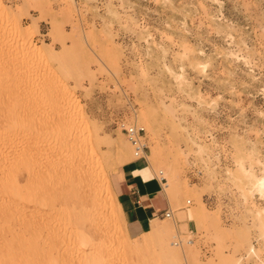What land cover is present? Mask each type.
<instances>
[{
    "label": "rangeland",
    "instance_id": "rangeland-1",
    "mask_svg": "<svg viewBox=\"0 0 264 264\" xmlns=\"http://www.w3.org/2000/svg\"><path fill=\"white\" fill-rule=\"evenodd\" d=\"M0 14V71L22 91L18 111L26 114L21 125L0 124L3 152H31L33 169L55 168L58 178L77 165L73 187L85 154L97 156L106 181L97 191L113 206L104 203L113 216L103 264H264V192L254 186L264 172V0H0ZM135 121L144 128L152 175L163 179V171L171 188L165 197L173 219H158L171 232L144 246L145 235L124 232L114 204L121 169L135 159L117 123ZM47 184L40 194L58 191ZM72 191L73 221L57 216L56 224V214L35 203L40 194L27 206L41 208L32 218L54 221L50 229L73 247V230L92 240L99 231ZM210 195L215 207L204 203ZM187 218L195 221L192 233ZM176 238L186 262L162 254ZM72 253L75 260L90 254Z\"/></svg>",
    "mask_w": 264,
    "mask_h": 264
},
{
    "label": "bare ground",
    "instance_id": "bare-ground-1",
    "mask_svg": "<svg viewBox=\"0 0 264 264\" xmlns=\"http://www.w3.org/2000/svg\"><path fill=\"white\" fill-rule=\"evenodd\" d=\"M1 14H3V13H1ZM1 14H0V16H2ZM4 16H5V14L3 15V17ZM27 43H26V45H28V47L26 46V48H28L27 51L30 50L32 52V54L36 55L37 57L41 56V55H39L40 52L38 49L33 48V45L31 46L29 42H27ZM36 56H34V57H36ZM4 71L3 72L0 71V80L1 81L7 80V83H9L10 77H8V73L6 71L5 72ZM7 83H5V84L7 85ZM10 87H11V84L6 86L5 87L6 89L4 90L5 91L4 95L0 96V101L2 100L1 98H4L3 100H5V102H6L5 104L7 105L6 106L5 104H1V102H0V106H3L1 108V110L3 108L5 110V112H2V114H4V115L1 114V116H0V124L1 123L7 124V125H5L4 129L8 126L16 125L18 123H20V125H21V123H23L22 119L26 118L25 112L23 113L21 111L22 108H20L21 106H19L23 100V98L21 97L22 91H20L16 87L11 89L13 87V85L11 88ZM14 97H18V100H17L18 102L12 100V99H14ZM15 99H17V98H15ZM13 102L18 107L13 106L14 109H11L10 106L14 105ZM19 102H20V104H19ZM73 106H74V104H73ZM6 107H8L7 110L5 109ZM18 108H20L21 110L18 111ZM4 110H2V111H4ZM13 116H18V118L21 119V122H17V119H12ZM132 124L133 125L136 124V121ZM0 126H2V125H0ZM1 129H2V127H1ZM3 131H5V130H3ZM5 138H6L5 136L3 137L2 135H0V264H103V261L105 260V259L103 260V257H104L103 253L107 249V248L106 249L103 248V246L106 243L105 242L106 240L104 239V235L106 236V233L108 232L107 229L109 227L107 228V226H108L107 222H108V219H110L109 215L112 214V216H113V213L111 212L112 210H109V209L108 210H109V212H111V214L106 211L107 209H105V208H107V207H105V205H104V203L106 202L105 197H103L104 198L103 199L101 196V194H102L101 191L100 190H99L100 192L97 191V186L100 183H103V181H105V178H104L105 174L103 172L104 177H103V175H101L102 174V168H101V165L99 164V162L96 160L97 156H94L91 153V151L88 152L89 155L85 154V156H87V158L84 155H82L86 158V160L83 161L84 166H83L82 173L79 175L77 180L75 179L74 182L76 184L73 187V178L72 177H73L74 172L77 169V167H76L77 165H73L69 160V163L73 165V166L71 165L73 168L69 165V168L72 169L71 171L69 169V171L71 172L70 175L72 174V176L67 175V174H69L67 172H66L67 174L65 175V171L63 172L64 169L58 168V169H61L63 172L62 173V172H60V170H58V174L60 175V173H62V175L63 174L65 175L64 177H62V175H60L62 178V181H60L61 178H58V176L56 175L57 172H55V174H53V172L55 171L54 170L55 168H53L52 171H49V172H52L50 174H47L48 171H46V170H45V172H42L44 169H48V168H44L43 170L41 168H40L41 170L36 169V168L33 169L32 167L34 165H36V163H37L36 161L38 159L36 160V158L33 157L34 155L30 154L31 152H28V151L27 152H21L20 154H17V155L14 154L13 152H12L13 153L12 155H11V153L7 152V154H6L5 152H3L4 151L3 149H5V148L2 146H3V143H5ZM65 142H66V140H65ZM8 154H10V157ZM70 155H71V152H70ZM72 155H73V153H72ZM74 155H75V153H74ZM74 155H73V158H70V159L72 160V162L75 163L76 157H74ZM12 156H13V158L10 159ZM149 156H152V155H149ZM146 157H147V161H149L147 155H146ZM67 160L68 159H66V161ZM80 160H79V158H77V161H80ZM34 162H36V163L34 164ZM66 166H68V165H66ZM52 167H53V165H52ZM52 167H50V168H52ZM80 169H77V171L78 170L81 171ZM56 170H57V168H56ZM65 170H66V168H65ZM66 171H68V167H67ZM72 171H73V173H72ZM77 171L75 172V174L80 173L79 171L78 172ZM159 174L165 180V182L162 181L163 182L162 187H163V191H164L165 195L167 196L169 194V192L171 191L170 190L171 189L170 184L167 181V178H166L167 176H165L163 174V171L160 170ZM101 178H104V180H102ZM57 179H59V180H57ZM163 179H160V180H163ZM50 181H52L51 182L52 184L49 183ZM59 181L61 183L63 182L62 185H60V186L58 185V183L60 184ZM47 182H48V184H47ZM21 183H23V185L25 184V186H20V185H22ZM44 183H46L47 185H49V184L53 185V186L56 185V189L58 188L57 189L58 191L54 190L55 186L54 187L52 186L53 188L50 186V188H52V190L55 191L54 193H52V190H51V191H49V192H51V194L46 193L48 195L45 196V193L42 192L45 188L44 189L42 188L43 190L42 191L40 190L42 194H40L38 192V190L41 189L40 187L42 184L44 185ZM43 185H42V187H43ZM105 185H104V196L106 194L105 192L108 189V188L105 189L107 187ZM63 186L66 187V189ZM254 186L258 187L260 190H262L264 192V172H263L261 177L256 179ZM45 187H46V185H45ZM59 187L64 188L65 191L67 189L68 190L71 189L72 193H73V191H72L73 188H75L76 191H79L81 196L78 195V198L83 199L84 202L87 204V207L84 208L83 210L88 217V220L91 224V227H93L99 231V233L97 234V237H96L98 239H95V240L88 239L87 235L78 234L75 232V230H73V234L70 233L73 237L71 235H69V240L71 237L73 238V239L71 238V240L73 241L71 243V244H73V247H72L70 245V243H68V241L65 240V237H66V239H68L67 236H65V234H64L65 237L63 236V238H62L60 236L61 232L58 233L59 230L55 231V230L50 229L52 223L54 222L52 219L51 220L53 222L50 220L52 222V223H50L51 224L50 225L48 223L42 224L41 221L39 222L38 220H36V218L35 219H34V217L32 218L30 211L33 212V210H34V212H33V214H34L35 210L39 212V211H41L40 210L41 208L37 209L36 207L32 206L33 210L30 209V211H29L28 210L29 207L27 206V202L28 203L35 202L33 200H35V198H38V195L40 194L39 195L40 200L38 202H35V203L38 204L42 208L44 207L45 208V209L43 208L44 211H49V212L53 211L56 214V218L55 219L53 218L55 220L56 224H57V220H58L57 216H59V218L61 220L58 222H62V218H63V221H65V219L67 218L66 222L69 220L73 221V194L70 191H67V193L70 192L69 195L71 194L70 198H69L70 200H71V196H72V201L69 200L70 202H68V201H66L67 198L65 199L67 194H65V192H64L65 195L62 196L61 193L63 194V189L61 190V189H59ZM108 194L110 195L111 193H108ZM67 197H69V196H67ZM106 200H108V199H106ZM61 201L64 204L61 205L59 203ZM109 201L111 202L110 196H109ZM57 203L60 204L59 206L62 207L61 208L62 210H59L60 209L59 206H58L59 209H57L58 208V207H56L58 205ZM107 203H109V202L107 201ZM107 203H105V204H107ZM32 204H34V203H32ZM111 204H110V206L108 205L110 209L113 208V206H111ZM114 204L116 207L115 210H117L118 213L122 214L120 206L118 205L116 200L114 201ZM43 209H42V211H43ZM42 214H43V212H42ZM53 217H54V214H53ZM171 219H173V218H171ZM115 220H116V218L114 219V221ZM104 223H106V224L104 225ZM58 224H60V223H58ZM53 225L55 226V224H53ZM112 225H114V224H112ZM59 228H61V227H58V229ZM52 229H54V228L52 227ZM56 229H57V227H56ZM170 232H171V228L169 226L162 223L158 219H154L153 221H151V227H150L149 232L144 234L145 238L142 239L141 245H143V246L149 245L154 240L162 241V239L166 238ZM180 239L177 240V238H176V241H174L173 243L169 242L168 244L166 243L165 246H163V248L161 247L162 254L165 255L166 257L171 256V258L178 259L180 262L181 261L186 262V256H185L186 253H184V248H183L184 242H181ZM91 242H92V244H90ZM69 245L71 247H69ZM107 245H108V243H107ZM107 245H105V247ZM89 248H92V249H89ZM103 249H105V250H103ZM83 250H85V251H83ZM73 251H80V252H84L87 254L90 253V254L87 257L81 258L79 260H75V257L73 256V253H72ZM91 252H92V254H91ZM162 256H161V258H162ZM221 264H233V263H231L229 260L223 259Z\"/></svg>",
    "mask_w": 264,
    "mask_h": 264
},
{
    "label": "crops",
    "instance_id": "crops-1",
    "mask_svg": "<svg viewBox=\"0 0 264 264\" xmlns=\"http://www.w3.org/2000/svg\"><path fill=\"white\" fill-rule=\"evenodd\" d=\"M162 185V180L152 175L146 158H135L123 165L116 202L121 209L124 232L130 239L149 232L151 221L162 218L161 213L169 210ZM182 223L189 232L196 230L193 219L187 218Z\"/></svg>",
    "mask_w": 264,
    "mask_h": 264
},
{
    "label": "built area",
    "instance_id": "built-area-1",
    "mask_svg": "<svg viewBox=\"0 0 264 264\" xmlns=\"http://www.w3.org/2000/svg\"><path fill=\"white\" fill-rule=\"evenodd\" d=\"M14 1V0H10ZM118 129L122 131L129 143L132 146L133 154L136 159H144L147 155V147L144 142V128L138 127L136 124H125L124 122L117 123ZM217 197L215 195L204 196V203L209 207H215L217 205ZM222 203H225L224 200ZM161 216L166 219L172 218V211L167 210L161 213Z\"/></svg>",
    "mask_w": 264,
    "mask_h": 264
}]
</instances>
